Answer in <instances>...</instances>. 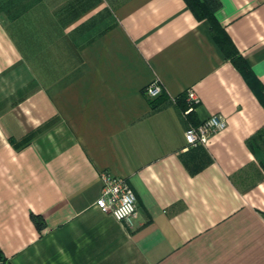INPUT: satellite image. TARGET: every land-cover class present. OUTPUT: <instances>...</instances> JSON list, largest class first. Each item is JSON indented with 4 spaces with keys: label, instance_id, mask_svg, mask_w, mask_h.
Returning a JSON list of instances; mask_svg holds the SVG:
<instances>
[{
    "label": "crops",
    "instance_id": "crops-1",
    "mask_svg": "<svg viewBox=\"0 0 264 264\" xmlns=\"http://www.w3.org/2000/svg\"><path fill=\"white\" fill-rule=\"evenodd\" d=\"M219 1L243 70L183 0H0L10 264H264V167L250 147L264 128V0ZM189 88L190 115L176 101ZM212 113L225 127L188 145L186 127ZM102 170L128 180L132 226L95 204Z\"/></svg>",
    "mask_w": 264,
    "mask_h": 264
},
{
    "label": "built area",
    "instance_id": "built-area-1",
    "mask_svg": "<svg viewBox=\"0 0 264 264\" xmlns=\"http://www.w3.org/2000/svg\"><path fill=\"white\" fill-rule=\"evenodd\" d=\"M162 86L158 79L148 83L143 92L148 97H154L160 94ZM186 101L188 107L184 114L193 111L198 104L199 99L192 89L186 90ZM226 120L220 113H212L197 124H189L185 131V141L190 146L204 144L207 138L218 130L225 127ZM101 182L100 194L95 204L104 212L112 214L117 220L132 226L136 216V197L128 182L123 176H118L109 171L102 170L99 173Z\"/></svg>",
    "mask_w": 264,
    "mask_h": 264
},
{
    "label": "trees",
    "instance_id": "trees-1",
    "mask_svg": "<svg viewBox=\"0 0 264 264\" xmlns=\"http://www.w3.org/2000/svg\"><path fill=\"white\" fill-rule=\"evenodd\" d=\"M187 8L191 11L197 20H206L210 24V31L217 45L220 47L224 55L229 58L237 67L244 69L247 67L243 56L239 55L234 45L229 40L226 33L219 26L215 18V12L220 7L219 0H183ZM161 93V92H160ZM177 103L185 110L188 107L186 95L181 94L176 98ZM192 114V111L188 115ZM250 147L258 155L259 161L264 167V128L258 130L250 139ZM261 154V157H260ZM32 219L36 228L41 230L44 226V220L40 215H32ZM0 264H10L7 258L0 250Z\"/></svg>",
    "mask_w": 264,
    "mask_h": 264
},
{
    "label": "rangeland",
    "instance_id": "rangeland-1",
    "mask_svg": "<svg viewBox=\"0 0 264 264\" xmlns=\"http://www.w3.org/2000/svg\"><path fill=\"white\" fill-rule=\"evenodd\" d=\"M187 102V101H186ZM260 157H261V154H260ZM262 158H264V157H262Z\"/></svg>",
    "mask_w": 264,
    "mask_h": 264
}]
</instances>
